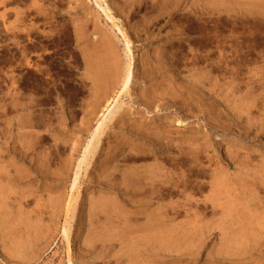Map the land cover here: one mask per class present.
Returning a JSON list of instances; mask_svg holds the SVG:
<instances>
[{
	"label": "rangeland",
	"instance_id": "rangeland-1",
	"mask_svg": "<svg viewBox=\"0 0 264 264\" xmlns=\"http://www.w3.org/2000/svg\"><path fill=\"white\" fill-rule=\"evenodd\" d=\"M115 1L135 68L112 118L120 89L107 97L92 71L112 43L128 59L96 0H0V264H264V0H171L185 14L171 21L162 0ZM134 145L165 154L127 162ZM132 168L187 182L150 199L121 182ZM154 216L155 256L135 259Z\"/></svg>",
	"mask_w": 264,
	"mask_h": 264
},
{
	"label": "bare ground",
	"instance_id": "bare-ground-1",
	"mask_svg": "<svg viewBox=\"0 0 264 264\" xmlns=\"http://www.w3.org/2000/svg\"><path fill=\"white\" fill-rule=\"evenodd\" d=\"M115 1V0H114ZM169 1H171V0H162V2H161V14H160V17L159 18H163V19H165V18H169V21H171V20H174V19H176L177 17H179L180 15H185V14H180V12H181V7H179V6H177V7H173V6H171L170 5V3H169ZM216 2H217V0H215ZM221 1V0H220ZM263 1V0H262ZM116 2V1H115ZM159 2V1H158ZM201 2H202V0H201ZM212 2V1H211ZM255 2V1H254ZM96 3H97V5H98V7H100L101 8V10H102V12L104 13V15H105V17H106V19L108 20V22L109 23H111V25H112V27L115 29L114 30V32H116V35H117V37L121 40V42L123 43V45H124V47H125V53H126V56L125 57H127L126 59H128V61H126L127 63H125V65H124V67L122 66V64H121V62H120V56H118V52L116 53V51H115V49L116 48H114L112 45H113V43L111 44V47L109 48L110 50V52H108V57H109V59H107V60H105V62H103V63H101L100 64V66L98 65V67H96V68H94V70L92 71V73L94 74V76H95V74H96V77H98V79H100V82L98 83L99 85V87L102 89V92L103 93H105V95L107 96V97H109V94H111L110 93V87H111V85L113 84V85H115L116 86V88L117 87H119V92L117 93L118 95L117 96H115L113 99H110L108 102H107V104L105 103V106H106V111L105 112H107L108 113V111H109V113L108 114H106V115H108V117H114V114L115 113H117V111H116V108H117V106L118 105H120L119 103H120V101H121V99L123 98V96L125 95V94H127L128 93V91L130 90V87H131V85H132V83H133V80H134V68H135V55H134V51H133V48H134V43H133V40L131 39V37L129 36V34H128V31H127V29H126V27H125V24H124V21L116 14V12L111 8V6L108 4V2H107V0H96ZM154 3V2H153ZM176 3H177V1H176ZM200 3V2H199ZM198 3V4H199ZM195 5H196V3H195ZM206 5V4H205ZM152 6V5H151ZM175 6V5H174ZM157 7V6H156ZM201 7V9H203L204 7L201 5L200 6ZM154 8V7H153ZM157 9V8H156ZM219 9V8H218ZM210 10V9H209ZM216 10V9H215ZM212 12H213V10H211ZM217 11V10H216ZM206 13V12H205ZM214 14V13H213ZM211 15H212V13H211ZM216 15V14H215ZM220 15V14H219ZM182 18H183V16H182ZM196 18V17H195ZM178 19V18H177ZM219 20V19H218ZM159 21V20H158ZM163 21V20H162ZM166 21V20H165ZM159 23V22H158ZM157 23V24H158ZM216 24V23H215ZM184 27V26H183ZM185 30V29H184ZM79 33V32H78ZM189 34V33H188ZM187 34V35H188ZM81 35V34H80ZM115 35V36H116ZM182 35V34H181ZM218 35V34H217ZM116 37V38H117ZM80 38H82V37H80ZM219 39V38H218ZM108 39H106V41H107ZM176 40V39H175ZM220 40V39H219ZM180 42H185V41H189L190 42V40H187V38H183V39H181V40H179ZM112 42V41H111ZM192 42V41H191ZM220 42V41H219ZM108 43V42H107ZM170 43V42H169ZM179 43V42H178ZM187 43V42H186ZM109 45H110V43H108ZM171 44V43H170ZM177 44V43H176ZM218 44V43H217ZM103 45V44H102ZM169 45V44H168ZM172 45L174 46V40H173V42H172ZM178 45H180V44H178ZM191 45V44H190ZM216 47H219V46H216ZM178 48V47H177ZM181 48V47H180ZM102 49V48H101ZM170 50V49H169ZM182 50V49H181ZM217 50V49H216ZM220 50V49H219ZM156 52V51H155ZM175 52V51H174ZM169 53V52H168ZM218 53V52H217ZM216 53V54H217ZM85 54H87V53H85ZM84 55V54H83ZM107 55V54H106ZM106 55H105V57H106ZM170 55H171V53H170ZM169 55V56H170ZM221 55V54H220ZM100 56V55H99ZM214 56H215V54H214ZM85 57V56H84ZM94 57V56H93ZM98 57V56H97ZM164 57V56H163ZM207 57V56H206ZM222 57V56H221ZM92 58V57H91ZM150 58V57H149ZM213 58V57H212ZM211 58V59H212ZM126 59H124V60H126ZM209 59V58H208ZM32 60V59H31ZM92 60V59H91ZM149 60V59H148ZM147 60V61H148ZM37 61V60H36ZM95 61V60H94ZM97 61V60H96ZM87 62V61H86ZM99 62V61H98ZM125 62V61H124ZM209 62V61H208ZM216 62V61H215ZM214 62V63H215ZM32 64H34V65H36V66H39L38 65V63L37 62H34V61H32L31 62ZM95 63V62H94ZM147 63V62H146ZM149 63V62H148ZM176 63H177V61H176ZM219 63V62H218ZM153 64V63H152ZM174 64V63H173ZM196 64H198V63H196ZM201 64V63H200ZM217 64V63H216ZM145 65V64H144ZM204 65V64H203ZM207 65V64H206ZM212 65H214V64H212ZM193 66H194V64H193ZM205 66V65H204ZM217 66V65H216ZM218 66H219V64H218ZM185 67V66H184ZM209 67V66H208ZM219 67H221V66H219ZM92 68V67H91ZM191 68V67H190ZM89 69V68H88ZM181 69V68H180ZM203 69V68H202ZM214 69V68H213ZM151 71V70H150ZM153 71V70H152ZM178 71V70H177ZM192 71V70H191ZM191 71H190V73H191ZM215 71V70H214ZM218 71V70H217ZM211 72V71H210ZM220 72V71H219ZM202 73H204V72H202ZM206 73V72H205ZM208 73V72H207ZM189 74V73H188ZM209 74V73H208ZM191 75V74H190ZM189 75V76H190ZM154 76V75H153ZM207 77H208V75H206ZM215 76H216V74H215ZM218 76V75H217ZM145 77V76H144ZM197 77V76H196ZM194 78V77H193ZM192 78V79H193ZM219 78V77H218ZM144 79H146V78H144ZM195 79V78H194ZM94 80V79H93ZM197 80V79H196ZM201 80V79H200ZM203 80V79H202ZM213 80V79H212ZM220 80V79H219ZM216 81H217V79H216ZM96 83V82H95ZM97 84V83H96ZM168 85H170V83L168 82ZM198 85V84H197ZM195 86V85H194ZM155 87V86H154ZM159 87V86H158ZM164 87V86H163ZM172 87H173V85H172ZM214 87V86H213ZM97 88V87H96ZM95 88V89H96ZM157 88V87H156ZM167 88V87H166ZM169 88V87H168ZM158 89V88H157ZM176 89H177V87H176ZM98 91L100 90L99 88L97 89ZM218 90V89H217ZM216 90V91H217ZM162 91V90H161ZM101 92V93H102ZM170 92V91H169ZM168 92V93H169ZM173 92H175V91H173ZM184 92V91H183ZM97 93V92H96ZM141 93V92H140ZM159 93H162V92H159ZM94 94V93H93ZM156 94V93H155ZM163 94H165L164 92H163ZM217 94V93H216ZM103 95V94H102ZM141 95H143L142 93H141ZM179 95V94H178ZM154 96V95H153ZM156 96V95H155ZM160 96H162V95H160ZM167 96V95H166ZM183 96H185V95H183ZM220 96V95H219ZM92 97H93V95H92ZM98 97V96H97ZM103 97H104V95H103ZM143 97V96H142ZM147 97V96H146ZM168 97V96H167ZM190 97V96H189ZM105 98V97H104ZM159 98H161V97H159ZM163 99H164V97H162ZM95 99V98H94ZM99 99V103L101 102V100H100V98H98ZM97 99V100H98ZM145 99V98H144ZM152 99H154V98H152ZM189 99H191V98H189ZM104 100V99H103ZM102 100V101H103ZM149 100V99H148ZM156 100V99H155ZM179 100V99H178ZM95 101V100H94ZM105 101V100H104ZM107 101V100H106ZM140 101V100H139ZM151 101V100H150ZM174 102H175V100H173ZM160 102V101H159ZM97 103H98V101H97ZM101 103H103V102H101ZM149 103V102H148ZM157 103V102H156ZM155 103V104H156ZM186 103V102H185ZM139 104V103H138ZM141 104V103H140ZM171 104V103H170ZM180 104V103H179ZM150 105H153V104H151L150 103ZM177 105V104H176ZM182 105V104H181ZM97 106V105H96ZM104 106V107H105ZM114 106V107H113ZM139 106V105H138ZM155 106V105H154ZM156 106H157V104H156ZM180 106V105H179ZM185 106V105H184ZM187 106V105H186ZM113 107V108H112ZM120 107V106H119ZM164 107V106H163ZM168 107H169V105H168ZM110 108H112V109H110ZM189 108V107H188ZM97 109V108H96ZM98 109H99V107H98ZM156 108H154V110H155ZM171 109V108H170ZM157 110V109H156ZM174 110V109H173ZM160 111V110H159ZM176 111V110H175ZM190 111V110H189ZM177 112V111H176ZM182 113V112H181ZM95 114V113H94ZM180 115H182V114H180ZM103 116H105V115H103ZM185 117V116H184ZM103 118V117H102ZM167 118V117H166ZM174 118V117H173ZM105 119H107V118H105ZM164 119V118H163ZM109 121H110V118L108 119ZM107 120V122L109 123V121ZM114 120V119H113ZM119 120H121V119H119ZM133 120H135V119H132V122H133ZM112 121V120H111ZM122 121V120H121ZM138 121V120H137ZM102 122V121H101ZM131 122V121H130ZM173 122V121H172ZM177 122V121H176ZM180 122V121H179ZM178 122V123H179ZM182 122V121H181ZM121 123V122H120ZM102 124V123H101ZM103 124H105V123H103ZM149 124V123H148ZM180 124V123H179ZM121 125V124H120ZM137 125V124H136ZM167 125H169V124H167ZM119 126V125H118ZM117 126V127H118ZM149 126V125H148ZM105 127H107V125L105 126ZM110 127V126H109ZM113 127V126H112ZM116 127V126H115ZM123 127V126H122ZM122 127H120V128H122ZM171 127V126H170ZM33 128V127H32ZM49 128V127H48ZM129 128V127H128ZM135 128V127H134ZM142 128V127H141ZM141 128H139L140 130H141ZM106 129H108V128H105L104 130H106ZM115 129V128H114ZM137 130L136 129V132H135V138H139V137H143V135L142 134H140V130ZM178 129V128H177ZM119 130V129H118ZM127 130V129H126ZM176 130V129H175ZM95 131V130H94ZM93 131V132H94ZM104 132V131H103ZM168 133V132H167ZM185 133V132H184ZM101 134H102V125H100V127L95 131V133L93 134V138H92V140H91V143H89V144H87L88 145V147H86V149H85V151H84V156L82 157V160H81V162H80V164H79V167H77L78 168V172L76 173L75 172V179H74V184H73V189H75L76 188V186H78L77 184L80 182H78V180H79V175H80V173L81 172H79L80 170H82L81 169V167H82V165H84L85 163H86V161H87V159H89L88 158V155H90V154H92V152H95V151H93V147L91 146L92 145V143H94V141H96V139L97 140H99V137L101 136ZM104 134V133H103ZM92 135V134H91ZM130 135V134H129ZM151 135V134H150ZM111 136V135H110ZM122 135H120V137H121ZM177 136V135H176ZM105 137V136H104ZM129 137V136H128ZM147 137V136H146ZM175 137V136H174ZM101 138H103V137H101ZM178 138V137H177ZM117 139V138H116ZM122 140H123V138H121ZM153 139V138H152ZM166 139V138H165ZM164 139V140H165ZM134 140V139H133ZM136 140V139H135ZM141 140V139H140ZM163 140V141H164ZM180 140H182V139H180ZM101 141V140H100ZM121 141V140H120ZM152 141V140H151ZM133 142V141H132ZM131 142V143H132ZM169 142V141H168ZM113 143V142H112ZM158 143V142H157ZM130 144V143H129ZM163 144V143H162ZM86 145V146H87ZM95 145V144H94ZM147 145V144H146ZM145 145V146H146ZM183 145H185V143L183 144ZM198 145V144H197ZM97 146V145H96ZM166 147H170V146H166ZM179 147H181V146H179ZM142 148V147H141ZM160 148V147H159ZM97 149V148H96ZM173 149V148H172ZM95 150V149H94ZM98 150V149H97ZM123 150V149H122ZM125 150H126V148H125ZM168 150V149H167ZM208 150V149H207ZM111 151V150H110ZM97 152V151H96ZM178 152V151H177ZM115 153V152H114ZM157 153V154H156ZM156 153H154V151H152V154H154L155 156H157L158 155V153H163V154H165V152L164 151H158L157 150V152ZM168 155L169 154H173L172 153V151H168V152H166ZM187 153V151H185V150H181L180 151V156L181 157H186L187 155H185ZM208 154V153H207ZM94 155H95V153H94ZM154 155H146V153L145 152H143L139 147H138V145H134L130 150H129V152L127 153V154H125L124 155V158L123 159H125L126 158V160H127V162H133V163H137V162H140V161H142V160H146V159H148V158H151L152 156H154ZM209 155V154H208ZM163 156V155H162ZM174 156H177V155H173V157ZM90 157V156H89ZM93 157V156H92ZM115 157H116V155H115ZM204 157V156H203ZM229 157V156H228ZM168 158V157H167ZM197 158H199V156H197ZM205 158V157H204ZM211 158V157H210ZM231 158V157H230ZM91 159V158H90ZM114 159V158H113ZM112 159V160H113ZM202 159V158H201ZM121 160V159H120ZM208 160H210V159H208ZM212 160V162H213V159H211ZM106 161V160H105ZM115 161V160H114ZM118 161V160H117ZM203 161V160H202ZM120 162V161H119ZM126 162V161H125ZM150 162V161H149ZM214 162H216V161H214ZM88 163V162H87ZM86 163V164H87ZM90 163V162H89ZM155 163V162H154ZM153 162H152V164H154ZM158 163V162H157ZM211 163V162H210ZM217 163V162H216ZM85 164V165H86ZM106 164V163H105ZM122 164V163H121ZM121 164H119V165H121ZM212 164V163H211ZM215 164V163H214ZM102 165V164H101ZM130 165V164H129ZM149 165V164H148ZM218 165V164H217ZM235 165V164H234ZM115 166V165H114ZM149 166H152V165H149ZM157 166V165H156ZM202 166V165H201ZM118 167V166H117ZM120 167V166H119ZM122 167V166H121ZM84 168V167H83ZM87 168V167H86ZM113 168V167H112ZM114 168H116V167H114ZM113 168V169H114ZM150 168V167H149ZM185 168H186V166H185ZM205 168V167H204ZM141 169V168H140ZM101 171V170H100ZM120 171H121V169H120ZM151 171V170H150ZM201 171V170H200ZM218 171V170H217ZM169 172V171H168ZM150 173V174H149ZM124 174H125V176H124V178H123V181H121L122 183H123V185L125 186V187H128L130 184H133V182H135L134 184H135V186H138V188H144V193L147 195V197L148 198H150V199H155V198H157L158 196H162V195H164L165 193H168V194H171V193H173V191L171 190V189H173L174 187H176V186H178V184H177V182L179 183V184H184V183H186L187 182V176H183V179L182 180H180V181H177V182H175L176 184H173V179L171 178V175H168L169 177L168 178H166V176H165V178L164 179H166V181H165V183H164V185L162 186V185H158V181L156 180V178H157V175L153 172V171H151V172H148L147 170H142V171H139V169H136V168H132L131 169V171H124ZM149 174V175H148ZM163 174L165 175L166 173H164L163 172ZM169 174V173H168ZM218 175H220V174H218ZM108 177V176H107ZM162 177V176H161ZM173 177V176H172ZM216 177V176H215ZM218 177V176H217ZM81 178V177H80ZM188 178H189V176H188ZM213 179H214V177H213ZM163 180V179H162ZM212 181V180H211ZM214 181V180H213ZM112 183V182H111ZM220 184V183H219ZM115 185V184H114ZM167 186H169V187H167ZM173 186V188H171ZM185 186H187V185H185ZM199 186V185H198ZM205 186V185H204ZM72 187V186H71ZM118 187H120V185L119 186H116V188H118ZM212 187V186H211ZM128 188H131V186L130 187H128ZM137 188V187H136ZM135 188V189H136ZM137 188V189H138ZM146 188V189H145ZM216 188V187H215ZM72 189V188H71ZM77 189V188H76ZM80 189V188H79ZM135 189H133V187L131 188V191H132V193L133 192H136L135 191ZM121 190H123L122 188H121ZM174 190V189H173ZM176 190V189H175ZM178 190V189H177ZM180 190V189H179ZM182 190H183V188H182ZM72 191V190H71ZM130 191V192H131ZM141 191V190H140ZM172 191V192H171ZM186 191H187V189H186ZM177 193H180V192H177ZM182 193V192H181ZM184 193V192H183ZM131 194V193H130ZM75 195V194H74ZM143 195V194H142ZM72 196V195H71ZM79 196V195H78ZM101 196V195H100ZM77 197V196H76ZM111 197H112V194H111ZM170 197V196H169ZM171 197H172V195H171ZM78 198V197H77ZM109 198V197H108ZM136 198V197H135ZM114 199V198H113ZM133 199V198H132ZM73 200H74V197H73ZM77 200V199H76ZM145 200V199H144ZM156 200V199H155ZM70 201H71V199H70ZM116 201V200H115ZM132 202V201H131ZM136 202V201H135ZM150 202V201H149ZM155 202H157V201H155ZM159 202V201H158ZM78 203V202H77ZM151 203V202H150ZM171 203H172V201H171ZM70 204V203H69ZM133 204V203H132ZM140 204V203H139ZM162 204V203H161ZM174 204H176V203H174ZM215 204V203H214ZM73 205H74V203H73ZM110 205H113V204H110ZM186 205V204H185ZM184 205V206H185ZM69 206H71V205H69ZM75 206V205H74ZM141 206V205H140ZM149 206V205H148ZM175 206H177V204L175 205ZM182 206V205H181ZM187 206V205H186ZM186 206L184 207V208H186ZM111 207H113V206H111ZM139 207V206H138ZM146 207V206H145ZM162 207V206H161ZM160 207V208H161ZM135 208V207H134ZM163 208V207H162ZM167 208V215L169 216V214L172 212L171 211V206L169 205V206H167L166 207ZM183 208V209H184ZM73 209V208H72ZM138 209V208H137ZM140 209V208H139ZM142 209V208H141ZM112 210V209H111ZM149 210V209H148ZM158 210H159V207H158ZM173 210V209H172ZM142 211V210H141ZM152 211V210H151ZM161 211V210H160ZM174 212H175V210H173ZM106 212V211H105ZM108 212V211H107ZM143 212V211H142ZM163 212V211H162ZM115 213V212H114ZM153 213V212H152ZM155 213V212H154ZM153 213V214H154ZM141 215H142V213H140ZM151 214V213H150ZM149 214V215H150ZM159 214V213H158ZM166 214V213H165ZM172 214H174L173 212H172ZM114 215V214H113ZM162 215H164V213L162 214ZM160 216V214H159V216L160 217H162V219L164 218L165 219V217H163V216ZM166 215V216H167ZM157 216V215H156ZM115 217V216H114ZM132 218H134L133 216H131ZM145 217V216H144ZM131 218V219H132ZM136 218V217H135ZM140 218V217H139ZM159 218V217H158ZM112 219H114L113 217L111 218V220ZM147 219H150V218H148L147 217ZM106 220V219H105ZM118 220V219H117ZM161 220V219H160ZM166 220V219H165ZM120 221V220H119ZM144 221V220H143ZM145 221H147V220H145ZM151 221V222H150ZM164 221V220H163ZM107 221H105V223H106ZM122 222V221H121ZM141 222V221H140ZM149 222L152 224H150V223H148L147 222V224H150L149 225V229L151 230V233H150V236L151 237H148V242L145 244L144 242L145 241H143V242H140V243H132L133 244V247H132V252H133V256L135 257V259H137V258H140V256L143 254V249H146L145 251H149L150 253H151V255L152 256H155V254L153 253L154 251H155V247H156V245H157V241H159L158 240V238H157V236H156V233H155V228H154V225H155V223H156V221H155V216L154 217H152L150 220H149ZM110 223V222H109ZM158 223V222H157ZM112 224V223H111ZM118 224V223H117ZM116 224V225H117ZM142 224V223H141ZM107 225V224H106ZM100 226V225H99ZM168 226V225H167ZM111 227V226H110ZM170 227V226H169ZM66 229V230H65ZM65 231H64V236H65V239H68V237L70 238V236H69V233L68 232H70V231H68L67 230V227H65ZM127 229V228H126ZM144 229V228H143ZM159 229V228H158ZM164 229V228H163ZM128 230V229H127ZM142 230V229H141ZM160 230L162 231V229L160 228ZM159 230V231H160ZM100 231V230H99ZM118 231V230H117ZM116 231V232H117ZM158 231V230H157ZM137 232V231H136ZM141 232V231H140ZM166 233H167V229H166ZM115 233H113L112 234V236L114 235ZM126 234V233H125ZM134 234V233H133ZM138 234V233H137ZM141 234V233H140ZM165 234V233H164ZM164 234H162L161 233V235H164ZM145 235H146V233H145ZM144 235V236H145ZM148 235V234H147ZM139 236V235H138ZM143 236V235H142ZM168 235H166V237H167ZM171 236H172V233H171ZM170 236V237H171ZM114 237V236H113ZM140 237V236H139ZM169 237V236H168ZM120 238V237H119ZM130 238H131V236H130ZM137 238V237H136ZM140 238H142V237H140ZM115 239V238H114ZM169 239V238H168ZM120 240H121V238H120ZM68 242H69V240H68ZM111 242H112V239H111ZM114 242V241H113ZM130 242H131V240H130ZM170 244V243H169ZM158 247V246H157ZM69 248V247H68ZM147 248H150V250L149 249H147ZM124 249H125V247H124ZM157 251V250H156ZM144 253H146V252H144ZM125 255V254H124ZM126 257V256H125ZM71 259V258H70ZM126 259V258H125ZM153 260V259H152ZM155 260V259H154ZM157 260V259H156ZM125 261V260H124ZM126 261H127V259H126ZM131 261V260H130ZM150 261V260H149ZM142 262V261H141ZM156 262V261H155ZM128 263H129V260H128ZM140 264V263H139Z\"/></svg>",
	"mask_w": 264,
	"mask_h": 264
}]
</instances>
